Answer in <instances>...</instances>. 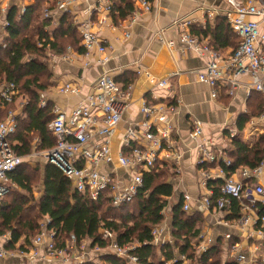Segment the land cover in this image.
Masks as SVG:
<instances>
[{
    "label": "built area",
    "instance_id": "2783aa9c",
    "mask_svg": "<svg viewBox=\"0 0 264 264\" xmlns=\"http://www.w3.org/2000/svg\"><path fill=\"white\" fill-rule=\"evenodd\" d=\"M77 1L79 0H57L54 8L56 11L66 9ZM222 1L226 3V8L221 16L226 19L230 29L238 37V46L235 50L225 52L216 49L209 43V36L195 35L193 28L204 27V23L185 18L173 22L179 30L180 43L205 61L203 66L191 69L190 72L196 74L199 82L209 87L211 97L215 100L224 95L233 98L242 88L246 89L248 96L258 92L264 99V0ZM27 7L22 6V14L26 12ZM112 7L113 3L109 0L93 5L92 9H88L89 18L80 26L82 36L80 44L84 48L85 57L90 58L93 51H96L97 63L103 67L112 59V48L106 45L98 34L92 20V12L110 13ZM152 8L153 1L138 0L131 14L133 21L140 14L152 11ZM52 9L44 8L45 18L54 20L56 12ZM6 10L7 6L0 3V15L5 14ZM9 25L10 22L6 19L3 34L0 35L4 47L6 43L3 41L8 35ZM49 28L45 29L50 31ZM129 35L126 34L127 37ZM167 43L174 49V41L170 40ZM43 44V41L38 42L40 47ZM46 47L50 52L49 42ZM74 53L73 47L68 46L61 54V58L68 60ZM89 65L88 60L85 66ZM180 73V70H176L169 77L162 79L149 77L153 88L148 98L147 93L143 97L140 108L141 120L130 122L126 127L117 155L118 166L106 171L100 168L103 163L113 162V135L132 101L133 84L125 86L119 83L108 70H104L96 78L91 93L70 111L63 110L58 105L53 106L55 117L49 122L48 128L56 139V145L42 151L45 161L58 166L72 180L76 191L88 193L95 201L106 194L114 207L130 202L137 195L143 187L144 173L153 171L159 160L169 162L174 167L176 175H182L184 151L177 145L173 135L175 131L173 117L182 100L172 79ZM247 79L250 81H246ZM81 90L79 85L69 82L58 86L59 93L68 96H78ZM0 93L6 101H12L17 94L15 84L4 82L0 86ZM46 105L47 101L41 100V106ZM190 123L192 137L197 142L196 165L200 170L202 186L206 193L197 199L191 193L183 192L181 197L183 210L192 211L193 204L198 202L203 210L226 212L232 201L238 200L241 206L240 216L232 220L219 219V223L238 229L242 240L246 241L245 246L239 242L229 246L230 256L239 264H264V213H261V210H264L262 181L264 159L258 165H242L227 175L220 166L221 163L227 166L232 164L225 149L216 146L213 139L206 135L205 125L200 119L192 117ZM249 123L254 129L264 124V111L259 117L252 116ZM16 128V113L9 111L0 119V203L13 186L9 173L15 171L23 161L15 152L10 140ZM223 131L228 132L230 140L238 135L237 129L229 126H224ZM121 169L125 171L126 178L121 175ZM214 180L223 181L220 195L217 197H213L214 189L209 187V183ZM49 224L48 218L41 222L40 232L30 238L28 250L8 249L6 245L11 239L10 233L0 235V258L22 257L31 262L47 260L59 264H81L90 260L98 262V259H92L93 253L101 256L112 252L134 264L138 262V256L131 252L139 244L119 246L115 241V235L107 229L102 231L104 238L113 241L106 249L93 247L88 241L78 243L74 234L66 239L64 246H59L56 231L50 229ZM163 232L161 225L152 228L155 244L164 245L169 242L162 239ZM233 236L232 233H227L224 237L229 243ZM198 241L200 251L205 252L215 239L201 234ZM177 261L176 258L165 264H174Z\"/></svg>",
    "mask_w": 264,
    "mask_h": 264
},
{
    "label": "trees",
    "instance_id": "16d2710c",
    "mask_svg": "<svg viewBox=\"0 0 264 264\" xmlns=\"http://www.w3.org/2000/svg\"><path fill=\"white\" fill-rule=\"evenodd\" d=\"M55 1L57 0H35L23 14L21 6L14 4L7 15L10 25L7 27L8 35L3 41L6 47L0 41V86L4 82L14 83L17 91L12 101H6L0 93V119L5 117L9 108L18 107L16 102L20 94L26 96V101L21 103V112L16 114V131L10 138L15 152L23 161L15 171L9 173L13 186L0 203V235L12 233L6 247L10 250L20 249L15 248L21 235L27 241L30 238L28 232L34 230V235L38 234L41 219L48 218L49 228L56 231L59 246H64L66 239L74 234L78 243L88 241L93 247L106 249L113 241L104 238L102 231L107 229L115 235L119 246L139 244L131 252L138 256L136 264H165L176 259V254L184 259L174 264H239L227 255L229 246L235 243L234 239L229 241L227 249L224 238L219 237L205 252L200 251L198 239L204 218L200 213L188 215L182 208L181 200L172 206L175 242L169 241L164 245L154 243L152 228L163 224L164 209L169 199L175 196L173 177L176 173L167 161L159 160L153 171L145 172L143 187L130 202L120 207H114L106 194L95 201L88 193L76 191L72 180L58 166L48 162L34 169L43 173V190L36 201L38 212L34 218H29L26 213V197L18 198L12 194L16 188L32 192L33 174L25 166L24 158L34 151H44L56 145V139L48 128L49 122L55 117L53 104L47 102L42 107L40 100L41 93L51 85L52 79L46 44L49 42L51 50L57 53H64L68 45H72L79 53L84 52L80 44L82 36L68 17L62 18L58 27L50 31L45 29L52 25V19L44 17V8L46 4H54ZM137 1H114L110 12L113 21L118 23L119 20L129 17L135 10ZM193 33L200 37L209 36V43L219 50L228 47L235 50L238 46V37L222 16L214 25L201 28L195 26ZM39 41L44 42L43 46L38 45ZM116 81L125 86L132 82L128 78ZM248 105L251 116L259 117L264 111L263 96L253 92ZM249 120V114L240 116L238 129L243 131ZM225 151L232 160L230 166L220 164L227 175L242 165H258L264 159V132L258 134L251 143L237 135L231 139V149ZM222 182L214 180L209 183V187L214 189L213 197L220 195ZM11 195L13 197L8 200ZM228 212L230 219L238 218L241 214L240 202L233 200ZM101 259L111 264H134L112 252L101 255ZM81 264L99 263L90 260Z\"/></svg>",
    "mask_w": 264,
    "mask_h": 264
},
{
    "label": "crops",
    "instance_id": "0c3cea01",
    "mask_svg": "<svg viewBox=\"0 0 264 264\" xmlns=\"http://www.w3.org/2000/svg\"><path fill=\"white\" fill-rule=\"evenodd\" d=\"M106 1L108 0H79L68 8L58 11L54 8L55 3L46 4V7H51L56 12L49 29L58 27L62 18L68 17L80 32L81 24L89 18L88 9H92V6L97 3ZM109 1L113 3L118 0ZM34 2L35 0H0L3 6H7L6 13L0 15V35L3 34L4 21L14 4H19L22 8V6H29ZM225 8L226 3L222 0H153L152 11L140 14L134 21L132 15H130L126 19L119 20L118 23L113 21L110 13L93 11L92 20L95 22L98 34L105 44L112 48L111 61L105 67L98 65V53L96 51H93L90 58H86L85 51L79 53L73 48L75 53L68 60L61 58L63 53H57L55 50L46 51L52 79L51 85L47 87L45 92L41 93L40 100H45L52 103L53 106L58 105L61 109L70 111L71 108L84 100L87 94L91 93L94 81L104 70H108L109 74L116 80L128 78L132 81V101L112 139L113 162L103 163L100 167L103 171H106L118 166L117 155L128 124L142 118L140 108L143 97L147 93L148 98L153 88L149 77L162 79L169 77L176 70H180L181 73L172 79L182 100V104L173 117L175 127L173 135L177 145L184 151L182 162L184 174L175 175L177 178L173 185L175 196L180 195L182 197L183 192L187 191L194 198L199 199L206 193V190L202 186L200 170L196 165L195 148L197 142L192 137L191 118L200 119L205 125L206 135L213 139L216 146L223 149H231V140L228 137V132L223 131L224 126L236 128L237 134L244 141L250 143L251 140L257 137L259 132H264V124L254 129L249 122L246 123L243 131L238 129L237 122L240 116L251 115L248 105L251 95L248 96L246 89L239 90L233 98L224 95L215 100L211 97L209 87L199 82L196 74L190 72L191 69L203 66L204 59L193 51L185 49L179 40V30L173 24L176 19L185 18L204 23V27L214 25ZM127 33L130 34L129 37L126 36ZM170 40L175 42L174 49L167 43ZM68 46L72 47V45ZM232 50V47L224 49L225 52ZM88 60L90 65L86 67L85 63ZM246 81L249 82L250 79ZM68 82L79 85L82 89L81 94L78 96L60 94L58 86ZM120 173L123 178L127 177L124 170L121 169ZM179 177H181V180H178ZM262 181L264 182V172ZM169 202H171L170 199ZM172 206L169 211L164 210L165 218L163 224H161L164 229L162 239L170 242H172L173 235ZM192 211L190 215L200 213L204 218L203 225L205 226L201 234L212 236L215 240L223 237L227 249L228 242L224 236L227 233H232L235 242L245 246L246 241L242 240L241 232L238 229L219 223L220 218L232 220L228 216L230 214L228 211L220 212L214 209L206 211L202 209L198 202L193 204ZM10 235L12 236V233ZM21 245L24 246L21 247ZM17 248L27 250L30 248V243L28 240L25 241L24 235H21L17 242L15 249ZM227 255L232 258L228 250ZM0 264L59 263L47 260L31 262L29 259L22 257H9L0 258Z\"/></svg>",
    "mask_w": 264,
    "mask_h": 264
},
{
    "label": "rangeland",
    "instance_id": "374dc122",
    "mask_svg": "<svg viewBox=\"0 0 264 264\" xmlns=\"http://www.w3.org/2000/svg\"><path fill=\"white\" fill-rule=\"evenodd\" d=\"M30 30H31V28H30ZM30 30L28 32H30ZM20 95L21 96L18 98V100L16 102L18 107L14 108V109L13 108H9L10 110H8V111H12V112L14 111L16 114H19L21 112L20 111L21 103L23 101H26V96L22 95V94H20ZM249 116L251 118L253 115L252 116L249 115ZM259 134H260V132H259ZM254 136H256V135H254ZM256 138L257 137H255L253 140H251V142H254ZM44 162H46V161H45L44 157L42 156V151H34L31 155H29L28 157H25L24 158V163L26 164L25 166L30 168V171H32V174H33V180L31 182L32 183V192L30 193V192L25 191V190H23L21 188H16L15 192L12 193L14 196H16L18 198L23 197V196L26 197V200H25V202H26V211H27L26 213L29 216V218H34L37 215L38 208L36 207V204H37L36 201L39 198V196H40V194H41V192L43 190V173H42V171H39V170L37 171V170H34V169L36 167H39V166L43 165ZM175 175L173 177V183L176 181L175 179L177 178V177H175ZM182 179H183V177H182ZM178 180H181V177H179ZM179 196L178 195L174 196L173 197L174 199L173 200L171 199V202H169L170 204L168 203L166 205V208L164 209V210H166V212L169 211V209H171L172 204L174 205V204H176V203H178L180 201L181 196L180 197ZM11 197H13V196L11 195L7 199L10 200ZM192 212L193 211H191V212L187 211L186 213L188 215H190V213H192ZM163 215H164V218H165V214H163ZM43 220H45V218L41 219L40 222H42ZM204 226L205 225H202L201 231L204 230ZM28 233L30 235V238L34 236V230L33 231H29ZM30 238L28 239V241H30ZM171 241L173 243L175 242V238L173 237V235H172V240ZM199 244H200V242L198 241V246H199ZM91 256H92V259H98V263H100V264H111L110 262L104 261L103 259H101V256L100 255L99 256L96 255V253L91 254ZM175 256L178 259V261H181V259L182 260L184 259V257L179 256L178 254H176Z\"/></svg>",
    "mask_w": 264,
    "mask_h": 264
}]
</instances>
